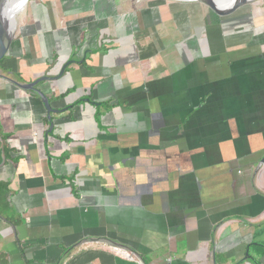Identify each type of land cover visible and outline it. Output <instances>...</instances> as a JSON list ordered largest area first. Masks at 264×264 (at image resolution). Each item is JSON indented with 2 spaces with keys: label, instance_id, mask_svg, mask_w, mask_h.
Wrapping results in <instances>:
<instances>
[{
  "label": "crops",
  "instance_id": "0c3cea01",
  "mask_svg": "<svg viewBox=\"0 0 264 264\" xmlns=\"http://www.w3.org/2000/svg\"><path fill=\"white\" fill-rule=\"evenodd\" d=\"M157 1L25 9L0 65V150L2 136L12 149L0 180L15 222L0 217L7 264H264V113L240 136V117L218 104L235 28L192 22L188 4L207 8L199 2ZM192 28L206 53L189 46ZM161 32L184 59L160 49ZM68 60L37 84L64 109L49 131L38 95L4 76L26 83ZM204 97L210 105L191 112Z\"/></svg>",
  "mask_w": 264,
  "mask_h": 264
},
{
  "label": "flooded vegetation",
  "instance_id": "af4514ba",
  "mask_svg": "<svg viewBox=\"0 0 264 264\" xmlns=\"http://www.w3.org/2000/svg\"><path fill=\"white\" fill-rule=\"evenodd\" d=\"M210 11L214 13L212 10ZM243 30L248 31V29ZM256 30H252L251 38H256L259 35V33H255ZM223 33H225L224 30ZM234 38L236 39L235 36ZM219 43L221 42L219 41ZM226 43L224 42V44ZM235 43L239 46L233 50L226 49L224 51V60L227 62L226 76L228 77L224 78L225 98L221 97L218 104L222 110L225 108L227 114L225 118H233V115H236V122H238L237 117H240L241 124L237 125L238 134L244 136L260 128V114L264 113V40L255 45L242 46L239 40ZM214 59L215 56L210 55L205 60L213 61ZM218 59H220V55ZM210 103L211 101L204 97L202 101H197L193 105L194 109L191 112L205 109V104L210 105ZM189 121L188 118L186 122ZM196 123L200 124V119Z\"/></svg>",
  "mask_w": 264,
  "mask_h": 264
},
{
  "label": "rangeland",
  "instance_id": "374dc122",
  "mask_svg": "<svg viewBox=\"0 0 264 264\" xmlns=\"http://www.w3.org/2000/svg\"><path fill=\"white\" fill-rule=\"evenodd\" d=\"M34 1H37V0H28V2L26 3V5L24 7V10H21L19 13H17V15H16L17 26H16V29L14 31V34H16L18 32V28L20 27L21 23L23 22V18L26 14L25 9L31 8ZM130 1H134V0H130ZM141 1H143V3H144V5H142V7L143 6L145 7V5L146 6H149V5L152 6L153 4H157V2H158L157 0H141ZM157 5H159V4H157ZM188 7L190 10L192 7L191 12L192 11L194 12V20L192 21L194 23H201V25L206 26V25H209L211 23V21L212 22L216 21V22H218V24H222V26L225 27L226 31H228L231 28L232 29L235 28V29H233L235 32L234 36L236 37V39H239V43H241L242 46L243 45L245 46L248 44L255 45L256 43H261L264 40V0H253L250 3L239 8L236 11V14L238 13L237 15H233V16L230 15V16H226L225 18L224 17L218 18L217 16L212 15V13L209 9H207L206 7L200 8V7H198V4H188ZM199 8L201 10V13H198ZM28 14H29V12L26 15H28ZM180 15H182V14H180ZM178 16H179V14H178ZM173 20L174 19H171L170 21L168 20L165 23L167 24V26L168 25H174ZM145 23L147 25H149V23L152 24L151 21H149V20H147ZM209 27L213 28L211 25H209ZM168 28L172 29L173 27L168 26ZM247 28H248L247 32L243 30V29L247 30ZM250 28L257 29V31H260L259 35L256 36V38H251L252 36L250 34L253 33V31ZM192 30H193V28L191 29V31L188 30V33L190 32V34H189L190 38L188 41L189 46L192 48L193 44H194L196 46L195 50L197 52H199L200 55L204 52L206 53L205 47L203 46L205 40L202 41L204 37L200 36L199 34L197 35V33H198V30H197V32L194 31V34H195V38H194V36L191 34V33H193ZM157 31H159V29H157ZM200 31H201V29H200ZM175 34H176V31L172 30V36L173 37ZM187 36H188V34H187ZM160 37H161L160 40L163 42V43L161 42L163 44V46H160V49L169 50L167 53L169 55V58L174 60L175 58H177V56H179V59H184V57H181L179 52H178L179 44L173 43V45H171L172 48L174 49L173 50V49H171V46H169L170 44H168L166 37L163 35L162 32H161ZM198 37L200 39H198ZM133 40H134V45H135L136 50H137L136 39L134 38ZM181 45L183 46L184 52L187 55L188 52L186 50V47L182 43H181ZM100 49H102L104 51L105 47H101ZM136 50L134 49V52ZM195 50H194V52H195V54H197ZM137 54H138V52H137ZM140 61H141V57L140 58L138 57L137 63H139ZM39 77H41V76L34 77V78L37 79Z\"/></svg>",
  "mask_w": 264,
  "mask_h": 264
},
{
  "label": "water",
  "instance_id": "95a60500",
  "mask_svg": "<svg viewBox=\"0 0 264 264\" xmlns=\"http://www.w3.org/2000/svg\"><path fill=\"white\" fill-rule=\"evenodd\" d=\"M13 0H0V60L5 58L8 55V52L10 50L11 43L14 39V26L12 24V7H9L12 4ZM181 1H196L199 2L205 6H207L210 10H212L216 15L219 17L228 16L236 12L239 8L242 6L250 3L253 0H226V4L218 3L217 0H181ZM28 2V0H25V5ZM24 10V9H23ZM72 62V60L66 61L60 68L59 72L55 75H45L41 76L33 81L26 82V83H20L17 81H14L4 76L5 78H8L10 81H12L16 86H18L22 90H28L32 93H35L38 95L40 100L42 101L46 111H47V117L49 120V131H51L53 122L51 118V113L63 111L64 109H56L53 108L51 103L49 102L48 97L45 95V93L37 87V84L41 81L46 80H56L60 78L66 67ZM0 76H2L0 74ZM87 102L95 103L94 101H91L89 98L85 99ZM261 162H264V157L261 159ZM0 264H3L0 261Z\"/></svg>",
  "mask_w": 264,
  "mask_h": 264
},
{
  "label": "trees",
  "instance_id": "16d2710c",
  "mask_svg": "<svg viewBox=\"0 0 264 264\" xmlns=\"http://www.w3.org/2000/svg\"><path fill=\"white\" fill-rule=\"evenodd\" d=\"M250 29H252V28H250ZM259 32L260 31H257V30L255 31V33H259ZM3 61H4V58L0 60V65L3 63ZM5 139H6V137L2 136L3 142H2V148L0 150V162L2 160V152H3V156L5 157V159H7L9 157V151L12 150L6 145V143H4ZM9 195H10L9 182L0 180V217L4 218L6 221H10L11 223H15L12 220V216L9 214V212H10L9 211V209H10ZM0 261L3 264H7V262L3 258H0Z\"/></svg>",
  "mask_w": 264,
  "mask_h": 264
},
{
  "label": "bare ground",
  "instance_id": "6f19581e",
  "mask_svg": "<svg viewBox=\"0 0 264 264\" xmlns=\"http://www.w3.org/2000/svg\"><path fill=\"white\" fill-rule=\"evenodd\" d=\"M218 3L226 4V0H217ZM12 7V24L14 28L16 29L17 21H16V15L25 7V0H13L12 4L9 6ZM14 29V31H15Z\"/></svg>",
  "mask_w": 264,
  "mask_h": 264
}]
</instances>
